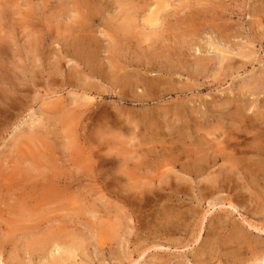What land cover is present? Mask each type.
I'll return each mask as SVG.
<instances>
[{
  "label": "rangeland",
  "instance_id": "rangeland-1",
  "mask_svg": "<svg viewBox=\"0 0 264 264\" xmlns=\"http://www.w3.org/2000/svg\"><path fill=\"white\" fill-rule=\"evenodd\" d=\"M263 112L264 0H0V264H264Z\"/></svg>",
  "mask_w": 264,
  "mask_h": 264
},
{
  "label": "bare ground",
  "instance_id": "bare-ground-1",
  "mask_svg": "<svg viewBox=\"0 0 264 264\" xmlns=\"http://www.w3.org/2000/svg\"><path fill=\"white\" fill-rule=\"evenodd\" d=\"M118 1V0H117ZM149 2V1H148ZM166 2V1H165ZM168 2V1H167ZM155 3H156V1H155ZM124 4V3H123ZM148 4V6H151V5H149L150 4V2L149 3H147ZM156 5V4H155ZM168 5V4H167ZM154 6V5H153ZM158 7V6H157ZM123 9V8H122ZM154 9V8H153ZM164 10V9H163ZM154 11V10H153ZM128 12V11H127ZM158 12V11H157ZM126 13V12H125ZM136 14V13H135ZM190 14V13H189ZM125 15V14H124ZM157 15V14H156ZM175 15V14H174ZM178 15V14H177ZM170 16V15H169ZM159 17H160V14H159ZM135 18V17H134ZM167 18V17H166ZM174 18H176V17H174ZM185 18H187V17H185ZM162 19H164V18H162ZM169 19V18H168ZM159 20V19H158ZM132 21H133V19H132ZM157 24V23H156ZM130 25V24H129ZM122 26V25H121ZM131 26V25H130ZM158 27V26H157ZM156 29V28H155ZM159 30H160V28H158ZM158 29H156L157 31L156 32H158L159 30ZM163 29V28H162ZM168 29V28H167ZM165 30V29H164ZM162 31V30H161ZM161 31H160V33H161ZM181 31V30H180ZM221 31V30H220ZM156 32H154V35H155V33ZM163 32V31H162ZM182 33H185V32H183L182 31ZM158 34V33H157ZM157 34H156V36H157ZM164 34V32L162 33V35ZM177 35V34H176ZM182 35V34H181ZM155 36V37H156ZM159 36H161L160 34H159ZM158 36V37H159ZM164 36V35H163ZM221 36V35H220ZM82 37V36H81ZM168 37H169V35H168ZM184 37H186V35L184 36ZM78 38V37H77ZM162 38V37H161ZM177 38V37H176ZM84 39V38H83ZM170 39V38H169ZM162 40V39H161ZM210 43V45L212 46V47H214L217 51H219L220 52V57H221V62L224 64L222 67H227L228 69H230L231 68V66H232V64H231V62H229V58L225 55V54H228V53H230V48H227L228 46L227 45H225V47L223 48H219L218 46H216L217 45V42H215V43H213V41L212 42H209ZM208 43V44H209ZM215 46H214V45ZM163 45V44H162ZM92 49V48H91ZM149 49V48H148ZM205 49V48H204ZM194 50V49H193ZM232 50V49H231ZM241 50V49H240ZM177 51V50H176ZM198 52H199V50H198ZM78 53H80V52H78ZM158 53H160V52H158ZM91 54V53H90ZM95 54V53H94ZM239 54V53H238ZM87 55H88V53H87ZM86 55V56H87ZM235 55V54H234ZM83 56V55H82ZM85 56V55H84ZM94 57V56H93ZM160 57V56H159ZM230 57V56H229ZM243 57V56H242ZM79 58V57H78ZM84 58V57H83ZM86 58H88V56L86 57ZM95 58V57H94ZM202 58V57H201ZM244 58H246V56L244 57ZM200 59V58H199ZM203 59V58H202ZM201 59V60H202ZM210 59V58H209ZM89 60V59H88ZM87 60V61H88ZM89 61H91V60H89ZM193 61V60H192ZM210 61H212L211 59H210ZM223 61H225V62H223ZM202 62V61H201ZM201 62H199V65H200V63ZM203 63H204V61H203ZM207 64V63H206ZM204 65V66H207V65ZM159 66V65H158ZM201 68V67H200ZM205 68V67H204ZM163 72V71H162ZM165 73V72H164ZM161 92V91H160ZM223 105V104H222ZM225 106V105H224ZM223 106V107H224ZM218 107V106H217ZM226 107V106H225ZM253 108V107H252ZM236 109V108H235ZM221 111V110H220ZM240 111H242L241 110V108H239V109H237V112H236V114H238L237 116H234L233 114V116H232V120H233V122L235 123H233L232 125H233V129L235 130V131H238V130H240V127L249 119V117L247 116V115H245V114H243V113H241ZM264 113V112H263ZM213 117V116H212ZM251 117V116H250ZM253 118V117H252ZM261 119V118H260ZM251 121V120H250ZM255 122V121H254ZM263 123H264V121H263ZM261 125V124H260ZM258 127H260L259 125H257ZM235 127V128H234ZM243 127V126H242ZM241 127V128H242ZM244 127H245V125H244ZM230 129V128H229ZM254 129V128H253ZM262 129H264V128H262ZM233 130V131H234ZM242 130V129H241ZM260 130V129H259ZM232 131V132H233ZM261 131V130H260ZM260 131H258L259 133H260ZM239 132V131H238ZM262 132H263V130H262ZM231 133V132H230ZM262 135V134H261ZM228 138V137H227ZM229 139V138H228ZM222 140V139H221ZM221 142V141H220ZM219 143V142H218ZM237 143V142H236ZM225 144V143H224ZM236 145V144H235ZM218 146V145H217ZM227 146H228V143H227ZM230 147V146H229ZM233 147V146H232ZM261 147V146H260ZM219 148V147H218ZM221 148V147H220ZM236 149V148H235ZM263 149V148H262ZM217 150V149H216ZM255 150V149H254ZM218 151V150H217ZM219 151H221V150H219ZM233 151V150H232ZM237 151V150H236ZM243 151V150H242ZM257 151V150H256ZM255 151V152H256ZM227 152V151H226ZM240 152V151H239ZM207 153H209V152H207ZM211 154V153H210ZM230 154V153H229ZM232 154H234V153H232ZM241 154V153H240ZM257 154H258V151H257ZM187 156V155H186ZM186 156H185V158H186ZM207 156V155H206ZM223 156H224V154H223ZM190 157V156H189ZM209 157L210 156H208V159H209ZM219 157H221V155L219 154V152L218 153H216L215 152V154L213 155V158H214V160L215 159H217V158H219ZM192 158V157H191ZM207 158V157H206ZM225 158V157H224ZM230 158H231V156H230ZM179 159V158H178ZM211 159V158H210ZM177 160V159H176ZM175 160V161H176ZM186 160V159H185ZM212 160V159H211ZM210 160V161H211ZM179 161V160H178ZM189 161V160H188ZM216 161V160H215ZM214 161V162H215ZM111 162V161H110ZM184 162V161H183ZM191 162V161H190ZM253 162V161H252ZM259 162V161H258ZM171 163H173V162H171ZM177 163V162H176ZM187 163H189V162H187ZM208 163V161H207V159H205V157H201V156H199V157H197V158H195L194 160H192V162H191V164L189 165V166H184L185 168H186V170H189V171H196L195 173H197V172H199V171H202L204 168H205V166H206V164ZM261 163V162H260ZM171 165V164H170ZM177 165H178V163H177ZM173 166V165H172ZM179 166V165H178ZM181 166H182V164H181ZM209 166V165H208ZM182 168H183V166H182ZM208 168V167H207ZM238 168V167H237ZM173 169H174V167H173ZM183 170H184V168H183ZM206 171V170H205ZM194 173V174H195ZM201 173H203V171L201 172ZM198 174V173H197ZM166 177H167V175H166ZM228 177V176H227ZM180 179V178H179ZM230 179V178H229ZM181 181V180H180ZM231 181V180H230ZM229 182V181H228ZM207 185V184H206ZM234 186L232 185V188H233ZM236 187V186H235ZM238 187V186H237ZM231 206V205H230ZM232 206H233V204H232ZM234 207V206H233ZM204 217V216H203ZM205 218V217H204ZM251 223V222H250ZM246 225H248L249 226V224H246ZM252 226V225H251ZM250 227V226H249ZM202 228V227H201ZM253 228V227H252ZM259 229V228H258ZM255 230V229H254ZM262 230V229H261ZM264 230V229H263ZM262 232V231H261ZM199 233H201V232H199ZM247 239V238H246ZM246 245V244H245ZM242 246V245H241ZM241 249V248H240ZM254 249V248H253ZM256 249V248H255ZM62 251V250H61ZM64 251V250H63ZM254 251V250H253ZM61 253V252H60ZM62 254H64V253H62ZM62 256H64V255H62ZM65 256H66V254H65ZM61 257V256H60ZM58 259V258H57ZM261 259H262V257H261ZM255 263V262H254ZM261 263V262H260Z\"/></svg>",
  "mask_w": 264,
  "mask_h": 264
}]
</instances>
